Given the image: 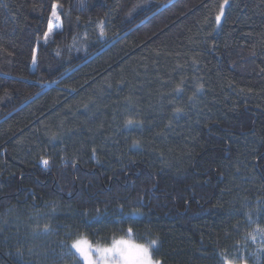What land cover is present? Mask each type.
I'll list each match as a JSON object with an SVG mask.
<instances>
[{
	"label": "trees",
	"instance_id": "16d2710c",
	"mask_svg": "<svg viewBox=\"0 0 264 264\" xmlns=\"http://www.w3.org/2000/svg\"><path fill=\"white\" fill-rule=\"evenodd\" d=\"M221 3L0 0V264H83L81 235L158 240L161 264H254L264 0H228L218 24Z\"/></svg>",
	"mask_w": 264,
	"mask_h": 264
},
{
	"label": "snow or ice",
	"instance_id": "6c2138e0",
	"mask_svg": "<svg viewBox=\"0 0 264 264\" xmlns=\"http://www.w3.org/2000/svg\"><path fill=\"white\" fill-rule=\"evenodd\" d=\"M81 5L85 3V0H80ZM228 4V0H223V3L219 6V12L215 17L216 22L219 24L221 17L224 15L225 5ZM62 5L58 3H53L51 6V18L48 21V31L45 33V39L52 34L54 27L59 26L61 21V13L58 11ZM98 27L100 28V35L104 36V23L102 21L98 22ZM36 55L33 54L32 62L36 63ZM177 112L181 109L177 108ZM129 124L132 121H128ZM41 163L48 166L49 161L47 159H42ZM121 211H123V205L120 206ZM124 215H142L139 213L138 209L132 213H125ZM123 219V217H121ZM249 220L251 217L249 216ZM127 223V221H125ZM44 231H49V226L46 225ZM133 228L129 227L127 229V234L131 236ZM247 236L251 238L252 241L257 240L259 236L262 243H264V227H257L254 232L248 233ZM158 240H151L147 244L145 243H133L130 239L125 238H113L111 244L100 246L99 244L93 245L90 243L86 237L83 235L77 237L70 244V249L74 250L77 254L74 258L83 261V264H161V261L153 258V247L156 246ZM264 251V247L261 248ZM72 251L69 255H72ZM221 258L224 259V264H236L235 260H228L221 253Z\"/></svg>",
	"mask_w": 264,
	"mask_h": 264
},
{
	"label": "rangeland",
	"instance_id": "374dc122",
	"mask_svg": "<svg viewBox=\"0 0 264 264\" xmlns=\"http://www.w3.org/2000/svg\"><path fill=\"white\" fill-rule=\"evenodd\" d=\"M51 18V16H50ZM61 28V22H59V26L58 27H54V30L52 32V34H50L47 38V40L54 34V32L58 31ZM48 31V30H47ZM46 39L43 40V42H45ZM257 227H263L261 225H255L254 230ZM253 230V232H254ZM132 241V240H131ZM133 243H136L134 241H132ZM111 244V243H110ZM250 244H251V252L250 255L248 256L250 259H252V262L254 264H259V259L262 255H264V251H261V248L264 247V243H262V241L260 240L259 236H257V240L256 241H252L250 238ZM74 251V250H73ZM77 255V254H76ZM83 263V261H82Z\"/></svg>",
	"mask_w": 264,
	"mask_h": 264
}]
</instances>
